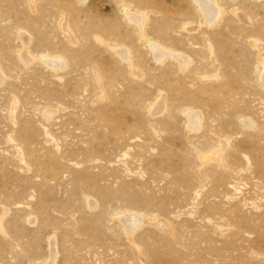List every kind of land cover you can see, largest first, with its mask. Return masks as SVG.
<instances>
[{
	"label": "rangeland",
	"instance_id": "obj_1",
	"mask_svg": "<svg viewBox=\"0 0 264 264\" xmlns=\"http://www.w3.org/2000/svg\"><path fill=\"white\" fill-rule=\"evenodd\" d=\"M80 3L0 0V264H264V0Z\"/></svg>",
	"mask_w": 264,
	"mask_h": 264
},
{
	"label": "bare ground",
	"instance_id": "obj_2",
	"mask_svg": "<svg viewBox=\"0 0 264 264\" xmlns=\"http://www.w3.org/2000/svg\"><path fill=\"white\" fill-rule=\"evenodd\" d=\"M78 1H79V3L81 2L82 4L86 2V0H78ZM191 2L195 5L196 9L198 10V13L200 14V22H199L200 26L212 28V27L217 25V23L220 21V18H221L222 12H223L222 8L219 7V5L217 4V0H191ZM123 15L126 17L127 21L129 23H132L135 26V28L137 29L138 39L144 40L147 43V45H146L147 50H148L149 54L151 55L152 59L155 61L156 64H158V65L163 64L165 62V60L170 59L171 61H174L176 63V65L179 67L180 71H185V70H187V68H189V66L191 65V61L184 54H176L177 52L175 50L169 51L167 49H164L163 45H160L159 43H157L151 39H146V34H144L142 32L143 25L145 24V21H146V16L144 14L133 15V14L129 13V6H127V4H126V5H123ZM252 46L257 47L258 45L253 43ZM115 52L118 55V57H120L121 60L128 63V66L132 70L133 74L136 73L134 71H136L137 67L135 65L131 64L128 50L118 49V50H115ZM43 63L46 64L51 69H53V71H54V69L65 68L62 59H56V60L55 59H48V60L44 61ZM201 79H205V77H201ZM259 85L264 89V65L263 64H262V74L259 76ZM185 118H186V121L188 123L187 129L189 131H198V129L201 128L203 119H202L199 112H195V113L189 112V113L185 114ZM245 126L251 127L252 124L245 123ZM215 151H216V149H215ZM202 152H203V150H202ZM215 154L216 153H213L212 155H215ZM203 156L202 155L200 156V161L203 162L202 164H204L207 160ZM214 159H216V157ZM118 222H119L120 226L122 227L124 235L127 237V240L130 243V245H133V246H135L136 249H139L138 244L135 243V240L133 242L131 237L134 236L133 235L134 231H135V233H137L136 231L139 230V229L137 230L136 228L140 225V223H144L142 221V219H140V218L138 219L137 217H135L133 215L132 216L129 215V216H125L123 218L118 219ZM147 223H148V221H147ZM142 225H144V224H142ZM167 226H168V224H167ZM52 239H50L51 240L49 242L50 244L48 243L49 246H47L48 247L47 258L42 263H36V264H55L56 263L58 252L56 249L57 246L55 244V241H52ZM138 253L140 255H143V253L141 251H138ZM178 264H186V263L181 262Z\"/></svg>",
	"mask_w": 264,
	"mask_h": 264
}]
</instances>
